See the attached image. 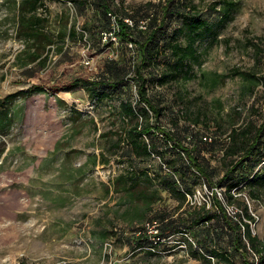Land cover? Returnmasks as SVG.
<instances>
[{"label":"rangeland","instance_id":"1","mask_svg":"<svg viewBox=\"0 0 264 264\" xmlns=\"http://www.w3.org/2000/svg\"><path fill=\"white\" fill-rule=\"evenodd\" d=\"M31 1L0 0V98L31 85L45 89L17 96L10 103L13 122L6 134H0V264L16 260L27 264H244L242 252L230 243L232 229L226 225L217 200L229 215L242 213L246 205L253 217L248 220L252 233L264 240V187L252 195L243 181L230 190L232 199L227 198L228 192H224L229 182L222 179L218 149L202 151L215 171L210 180L201 178L191 186L192 192L184 198L172 196L157 183L148 188L157 187L159 195L148 216L163 211L177 223L169 237L153 249L139 240L138 225L128 220L146 207L145 201L128 200L123 191L110 189L107 193L105 185L111 187L114 177L128 164L150 175L161 173L160 167L177 157L176 144L165 142L161 132H152L143 138L160 152L121 161L119 132L138 122H156L151 111L133 117L119 112V103L126 99L137 107V83L131 74L116 89L105 87L102 98L87 86L52 90L72 74L105 78L106 56L118 59L123 53L127 62L138 61L139 51L120 38L109 44L100 38L102 13L92 5L42 0L35 12L47 16V29L60 31L59 39L47 48L44 64L23 65L31 49L18 36L16 25L20 12L31 13ZM163 1L114 0L113 8L117 15H132L140 24V20L148 22V16L158 14ZM191 1L208 13L213 3L221 0ZM233 1L228 21L218 22L217 12H211L214 26L196 42L193 76L170 79L162 85L156 80L147 84V94L162 109L157 120L160 127L177 132L182 139L192 128L225 141L232 127L250 121L257 125L264 118V83L257 81V75L264 77V58L255 62L249 43L256 37L264 39V0ZM181 25L178 17L168 18L160 42L169 38L184 42ZM70 26L75 27L73 36L66 34ZM81 34L83 38H79ZM233 67L251 70L256 76L223 78ZM197 117L200 122L195 125ZM183 141L187 145L188 139ZM263 164L264 160L254 171ZM203 209L217 216L190 226L192 214ZM103 233L110 236L105 239ZM210 249L229 254L232 261H221Z\"/></svg>","mask_w":264,"mask_h":264},{"label":"trees","instance_id":"2","mask_svg":"<svg viewBox=\"0 0 264 264\" xmlns=\"http://www.w3.org/2000/svg\"><path fill=\"white\" fill-rule=\"evenodd\" d=\"M71 1L80 6L90 4L100 11L102 13L99 29L100 38H103L104 32L111 31L112 26L116 25L117 30H115V33L118 41L120 38L127 45L131 42L132 47L137 48L139 51V60L127 62L123 53L118 59L106 56L105 72L107 77L94 79L82 74H72L66 82L52 87L53 93L60 90H73L79 86H87L90 92H93V95L102 98L106 96L105 87L114 90L131 74L137 83V107L132 101L126 99L119 103V112L124 117H133L138 113L147 115L151 111L156 122L153 125L149 122H138L131 125L127 131L119 132L118 150L120 151L121 161L130 159L132 155L147 157L153 154L155 150L160 152L157 151L153 143L146 142L143 138V136L152 132H161L164 141H172L176 144L173 146L178 149L177 157L172 161L170 159L166 161L165 167H160L161 173L150 175L148 171L128 164L130 166L127 165L124 172L114 177L111 187L105 185L107 193L110 189L115 192L123 191L128 196V200L132 197L136 200L145 201L146 207L142 208L136 217H131L128 220L129 224L138 225L136 227H139L138 232L141 234L139 240L151 244L150 237L152 235L147 232L145 226L147 222L159 221V223H154L158 228V233L154 236L159 238L154 246L159 245L162 239L165 241L177 223L175 218L163 211H157L152 217L148 216L152 204L159 199L157 187L151 191L148 190L151 185L160 184L172 196L184 198L186 194L192 192L191 186L198 184L201 178L211 179L215 169L204 160L201 154L203 150L215 151V149H218L217 152L221 150L219 160L224 168L222 179L229 182L224 192L225 195L228 192L227 198L232 199L230 190L232 188L237 189V186L243 181H245L244 186L248 188V192L252 195L258 189L264 187V164L254 171L255 166L264 160V140L262 139L264 137V118L257 125L250 121L232 127L225 141H222L220 137L203 134L200 129H188L183 136L184 139H188V143L185 145L184 139L178 137L177 132L160 127L157 120L161 115V106L147 94V84L154 80L162 85L170 79L178 77L187 79L193 76L191 61H195L198 56L196 42L210 33L214 26L211 12H217L218 22L228 21L232 16L235 1L221 0L215 2L210 6L207 13V11L199 9L191 0H164L158 9L159 13L148 16V22L144 21L145 28H140L139 21L133 19L132 15H128L129 17L117 15L113 8L114 0ZM41 2L42 0H32L31 13L27 14L22 11L17 19V34L31 49L23 65L30 62L44 64L47 59V48L59 39L60 31L53 33L47 29V16L38 15L35 12ZM217 5H220L219 9H216ZM173 16L178 17L182 22V25L178 28L184 42L169 38L161 43L159 36L164 31L165 22ZM125 18L131 19L133 25L127 24ZM66 34L73 36L75 27L70 26ZM60 36L63 37L62 34ZM79 38H83V34ZM256 38V41L250 40L249 43L254 49L255 62L257 60L259 62L261 58H264V39L261 37ZM107 40V44L113 43L109 39ZM258 41L261 42L258 43ZM146 75L150 77L147 78ZM227 75H240L245 78L256 76L251 70L243 71L238 67L231 68L226 75H223V78ZM257 81L264 83V77L257 75ZM44 90L43 86L31 85L27 89H21L0 98V134H6L13 122L9 104L17 96L31 95L34 92ZM79 112L78 114H80ZM198 122L200 120L197 117L193 123L196 125ZM105 134L103 133V135ZM1 153L2 151H0V155ZM101 160L104 161V158L102 157ZM96 161L97 156L94 155L92 163L95 164ZM236 170H238V175H236ZM142 183L146 185H142ZM217 203L226 225L232 229L230 243L235 251L242 252L244 264H264V240L259 239L256 234L252 233L248 220H253V217L248 213L246 205L242 213L229 215L225 206L219 200H217ZM215 216H217V213L208 210L195 211L192 214L190 226L207 222ZM133 229H136L135 226H133ZM109 236V233H103V238L106 239ZM209 252L221 261H232L229 254L217 249H210ZM246 254L252 255L253 258L248 260Z\"/></svg>","mask_w":264,"mask_h":264},{"label":"built area","instance_id":"3","mask_svg":"<svg viewBox=\"0 0 264 264\" xmlns=\"http://www.w3.org/2000/svg\"><path fill=\"white\" fill-rule=\"evenodd\" d=\"M126 22H127V24H129L130 26H132L133 25V21L131 20V19H128V18H125L124 19ZM141 23L139 24V27L140 28H145V23H144V21H140ZM115 30H117V26L116 25H113L112 26V30L111 31H108V32H104V34H103V39L104 40H106V39H109L110 41H117V35H116V33H115ZM128 45L130 46V47H132V43L131 42H129L128 43ZM145 226H146V228H147V232L149 233V234H151L152 236L150 237V240H151V249H153V247H155L154 245H156L157 244V242L159 241V238L158 237H156V236H154V235H156L157 233H158V228L156 227V225L153 223V222H147L146 224H145ZM164 239H162L161 241H163ZM8 264H27L26 262H24V261H12V262H10V263H8Z\"/></svg>","mask_w":264,"mask_h":264}]
</instances>
